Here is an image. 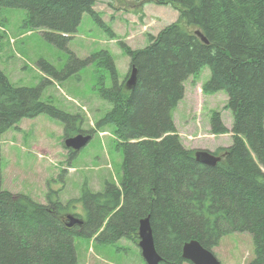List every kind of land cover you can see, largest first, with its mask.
I'll list each match as a JSON object with an SVG mask.
<instances>
[{
    "label": "trees",
    "instance_id": "trees-1",
    "mask_svg": "<svg viewBox=\"0 0 264 264\" xmlns=\"http://www.w3.org/2000/svg\"><path fill=\"white\" fill-rule=\"evenodd\" d=\"M97 2L0 0V9H24L25 27L43 30L51 43L65 49L84 14L97 21L107 38H117L94 11ZM132 2L140 10L135 13L148 4L171 6L178 18L156 36L147 35L143 48L117 42L129 58L122 81L107 50L83 60L73 56L60 72L39 61L45 78L36 87H15L0 70V139L8 130H18L21 120L47 115L62 123V140L79 133L91 139L95 130L112 127L123 157L120 181H106L102 192H92L84 183L79 197L62 202L61 190L48 187L43 204L3 190L0 168V264H78L76 238L101 245L124 239L137 245L139 223L146 218L159 264L189 263L182 248L190 241L213 253L233 233L249 234L254 246L249 264H264V0ZM89 64L95 67L94 88L111 110L96 122L97 129L85 132L78 114L44 103L41 95L49 79L62 80ZM203 66L209 67L210 78L201 93L224 92L223 109L232 116L227 129L219 112L211 115V134H231L229 147L210 152L221 158L214 166L195 160L199 150L183 146L173 121L185 82ZM132 69L135 81L128 90ZM64 149L67 161L77 154ZM64 175L62 171L59 178ZM69 217L81 223L68 226Z\"/></svg>",
    "mask_w": 264,
    "mask_h": 264
},
{
    "label": "rangeland",
    "instance_id": "rangeland-1",
    "mask_svg": "<svg viewBox=\"0 0 264 264\" xmlns=\"http://www.w3.org/2000/svg\"><path fill=\"white\" fill-rule=\"evenodd\" d=\"M132 6V0H98L95 6V10L100 13V20L109 28L107 22L114 18L112 29L116 34L111 28L110 30L117 39L122 38L124 44L131 49L145 47L148 44L149 33L155 34L161 26H165L169 21L174 22L178 15L176 9L167 6L169 12L163 17L152 16L155 25L141 35V32H137L141 20L137 18V21L133 22L132 15L129 14L133 10ZM114 8L117 11L123 9L125 15H116L115 12L112 14ZM26 19L24 9H0V27L5 29L4 33L0 32V70L13 86L36 87L44 81L45 76L38 68V62L41 60L48 62L60 72L73 56L83 60L86 54L102 49L111 53L121 81L128 73L129 58L121 52L115 41L104 42L108 41L107 34L88 14L83 15L77 32L65 49L51 43L44 36L43 30L25 27ZM146 29L147 27L142 30L143 33ZM188 30L194 31L190 27ZM10 38L14 39L13 43L10 42ZM129 77L130 73L127 80ZM209 78L208 66H203L197 77L189 78L184 84V97L173 113V121L180 140L187 149L216 146L225 148L231 145L230 134L214 139L207 138L210 134V118L214 112L221 114L222 121L228 129L232 123L230 111L223 109L227 102V95L224 92L213 95L201 93L202 84ZM94 87L95 67L89 64L62 80H52V83L46 84L41 101L69 114H78L83 120L82 130L97 129L96 122L111 110V104L102 100ZM197 123L200 124L202 135H206V138L188 143L186 137H195L196 134H193ZM18 127L19 130L14 128L8 130L0 139L3 190L13 194L30 196L36 194L35 199L45 203L43 198L49 182L54 178L59 180L51 183L50 188L64 185L62 198L68 193L79 197L84 183L88 184L92 192H102L106 181L115 183L120 181L123 157L116 149L111 134L112 127L106 126L95 130L90 141L70 159L69 162L75 170L62 176V179L59 178V174L62 173L61 163L64 164L68 159L67 150L62 145V123L47 115H40L21 120ZM49 154L53 158L51 161L48 158ZM25 169V174H32L34 182L24 180L26 177H23L21 172ZM36 170H46L48 173L44 176L38 174ZM74 246L78 264H96L94 261L99 264H145L138 246L124 239L114 244L101 245L93 240L76 238ZM213 254L219 264H249L254 259L252 238L246 233L229 234L220 240L219 245L213 249Z\"/></svg>",
    "mask_w": 264,
    "mask_h": 264
},
{
    "label": "water",
    "instance_id": "water-1",
    "mask_svg": "<svg viewBox=\"0 0 264 264\" xmlns=\"http://www.w3.org/2000/svg\"><path fill=\"white\" fill-rule=\"evenodd\" d=\"M196 34L206 42L199 32ZM134 81L135 69H132L130 77L125 85L128 90L133 87ZM89 140V136L78 134L75 137L66 139L64 141V146L67 149L79 151L89 142ZM194 156L196 161L209 166H214L221 160L220 157H216L207 151H197ZM69 220L70 222L68 226L81 223L78 219H74L73 217H69ZM137 244L145 264H159L161 262V257L157 254L154 247L151 229L147 218L141 220L139 223ZM182 258L191 264H219L213 253L204 249L197 241H190L183 246Z\"/></svg>",
    "mask_w": 264,
    "mask_h": 264
},
{
    "label": "crops",
    "instance_id": "crops-1",
    "mask_svg": "<svg viewBox=\"0 0 264 264\" xmlns=\"http://www.w3.org/2000/svg\"><path fill=\"white\" fill-rule=\"evenodd\" d=\"M168 8L169 7H167V6H156V5H153V4H148V5H145L143 8H142V12L141 13H135V11L137 10V9H135L133 6H132V12H129V14H131L132 15V18H133V22H136L137 20V18H138V20H140V16L142 17V19H141V22H139V30L137 31V32H141V35L142 34H145L146 32H148V30L151 28V27H153L154 25H155V21H153L152 19H151V17L152 16H165L169 11H168ZM96 9V7H94V11H96L95 10ZM112 10H114V11H112V14H114V12H115V14L116 15H119V14H124L125 15V11L123 10V9H120L119 11H117V9L116 8H114V9H112ZM137 11H140L139 9L137 10ZM98 14H100L98 11H96ZM114 17V16H113ZM177 17H178V15L176 16V20H177ZM111 18V17H110ZM169 18L171 19V15H169ZM102 19V18H101ZM151 19V20H150ZM164 21H165V19H163ZM175 20V21H176ZM104 21V20H103ZM105 22V21H104ZM109 25H110V28H111V30L113 31V29H112V27L114 26V18L113 19H111V20H109L108 22H107ZM171 23H173V21H169L168 22V24H166L165 26H167V25H169V24H171ZM165 26H161L158 30H157V32L155 33V34H151V33H149V35H153V36H155V35H157L158 34V32L161 30V29H163ZM145 27H147V29H146V31L143 33V29L145 28ZM114 32V31H113ZM115 33V32H114ZM116 34V33H115ZM119 39H122V38H120L119 37ZM118 40V39H117ZM123 40V39H122ZM92 53V52H91ZM90 55V53H88V54H86V56L85 57H87V56H89ZM177 128V127H176ZM59 131H60V135H62V131H61V129L59 128ZM200 148H202V149H205V150H208V151H210V152H213V151H215L217 148H220V146H216V147H214V148H203V147H200ZM67 165H69V166H71V164H70V162L69 163H67ZM71 167H73V166H71ZM25 171H26V169L25 170H23L22 172H21V175L23 176V177H26L24 180H31V181H33V178H32V174L30 173V174H25ZM28 171H31V170H28ZM19 172V171H18ZM36 172L38 173V174H43L44 176H46V174L48 173V171H46V170H36ZM54 178V177H53ZM55 180H57V179H53L51 182H49V185L51 184V183H53ZM34 182V181H33ZM54 190H61V193L59 194V198H60V200L62 201V202H65V201H67V200H69V199H71V198H75V197H77V196H72L71 195V193H68V194H65L64 196H63V198H62V193H63V191L65 190V186L63 185V186H61V185H56V188H54ZM15 194H17V193H15ZM36 195V194H35ZM35 195H31V197L34 199V200H36L35 199ZM30 196V195H29ZM37 202H39L38 200H36ZM43 201H44V198H43ZM40 203H43V202H40ZM94 262H96V264H99V263H97V261H94Z\"/></svg>",
    "mask_w": 264,
    "mask_h": 264
},
{
    "label": "built area",
    "instance_id": "built-area-1",
    "mask_svg": "<svg viewBox=\"0 0 264 264\" xmlns=\"http://www.w3.org/2000/svg\"><path fill=\"white\" fill-rule=\"evenodd\" d=\"M189 140H191V139H193V138H191V137H187Z\"/></svg>",
    "mask_w": 264,
    "mask_h": 264
}]
</instances>
